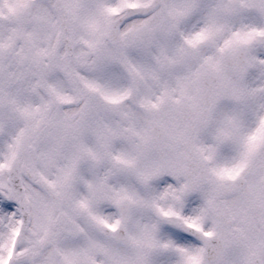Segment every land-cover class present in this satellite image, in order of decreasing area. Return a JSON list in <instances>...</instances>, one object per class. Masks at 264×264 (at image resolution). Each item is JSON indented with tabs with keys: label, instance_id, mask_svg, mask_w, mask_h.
Listing matches in <instances>:
<instances>
[{
	"label": "snow or ice",
	"instance_id": "obj_1",
	"mask_svg": "<svg viewBox=\"0 0 264 264\" xmlns=\"http://www.w3.org/2000/svg\"><path fill=\"white\" fill-rule=\"evenodd\" d=\"M0 264H264V0H0Z\"/></svg>",
	"mask_w": 264,
	"mask_h": 264
}]
</instances>
